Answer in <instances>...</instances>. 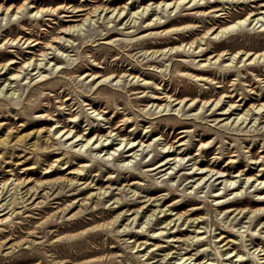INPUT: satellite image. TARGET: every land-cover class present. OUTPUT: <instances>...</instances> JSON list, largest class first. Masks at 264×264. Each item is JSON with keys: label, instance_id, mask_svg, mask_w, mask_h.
<instances>
[{"label": "rangeland", "instance_id": "rangeland-1", "mask_svg": "<svg viewBox=\"0 0 264 264\" xmlns=\"http://www.w3.org/2000/svg\"><path fill=\"white\" fill-rule=\"evenodd\" d=\"M156 1L0 0V186L23 183L16 195L21 204L14 212L0 207V264H173L180 257L190 258L183 264H264V118L224 127L226 121H214L220 117L218 111L208 116L211 111L203 110L198 117L199 112H188V106L178 115L155 109L169 96L207 100L222 95L218 106H224L230 95L235 105L249 107L255 99L264 103L261 61L242 66L238 54L231 64L225 57L201 73L181 64L198 69L196 63L204 64L212 53L261 52L264 26L253 22L219 40L207 33L200 43L202 57L173 51L167 59L168 54L151 53L195 41L213 26L257 11L264 0H203L206 4L200 8L189 10V4L176 16L164 14L160 19L164 25L152 29L145 27L155 17L152 12L125 30L116 19L107 23L108 11L100 12L107 6H124L131 14ZM22 4L23 11L15 15V9L6 11ZM60 5L63 10L49 11ZM68 5L86 8L80 20L97 8L94 22L74 34H60L81 23L62 15ZM213 7H224L225 14L219 18L188 14ZM41 8L49 9L34 15ZM183 25L198 27L164 35L166 29ZM151 33L161 34L145 37ZM61 36L65 41L52 43ZM33 41L40 44L32 46ZM42 52L49 62L41 70L43 78L34 72L18 73L6 90L5 79L26 68L28 61L32 65L34 59H42ZM98 72L103 77L94 83L86 77ZM128 73L136 78L130 80ZM194 74L208 80L195 81ZM114 77H120L117 83ZM65 125L70 136L79 130L90 132V138L117 127L108 143L118 131L134 145L142 137L144 143L135 149L134 159L123 155L111 161L105 150L98 153L92 147L85 153L87 146L78 150L79 145L70 148L72 141L55 140L54 129ZM181 130L187 133L179 134ZM19 138L21 143H16ZM178 140L184 145L178 146ZM176 155L183 159L178 161L183 170L174 159L167 172L149 171ZM82 166L83 172H78ZM217 171L227 176L215 180L220 177ZM223 180H234L235 190L215 196L223 193ZM3 193L0 206L9 203ZM20 198L28 200L23 203Z\"/></svg>", "mask_w": 264, "mask_h": 264}, {"label": "bare ground", "instance_id": "bare-ground-1", "mask_svg": "<svg viewBox=\"0 0 264 264\" xmlns=\"http://www.w3.org/2000/svg\"><path fill=\"white\" fill-rule=\"evenodd\" d=\"M202 1L203 0H171V1L170 0H158L156 2H149L147 5H144L143 7L136 9L131 14L130 13L127 14L125 12V7L124 6L121 7V8H111V9H110V6H107L104 9H102L100 12L108 11V14H110V17L107 18L109 20V21H107V23L114 22L115 19L118 20L119 22H122L121 23V25H123L122 30H125L126 26L130 25L132 22H133V26L130 27V28H133L136 20H138V19L141 20V19L145 18V15L149 16L148 15L149 12H152L151 16H155V17L152 20L150 19L145 24L146 28L152 29L151 27H153V26L160 27L159 25H162V24L164 25L165 21L164 22H160V19L164 17V14H166L167 18H169V16L172 13H174L175 14L174 16H176L177 14H179V12L181 11L182 7H184L186 5H189V4H191L190 7H189L190 8L189 10H193V8H200V7H202V6H204L206 4V2H205L206 0L204 2H202ZM212 1H214V0H212ZM244 1L245 2L246 1L247 2H254L255 0H252V1H249V0H241V1L240 0H219L218 2H234V3H239L240 2V3H242ZM24 5L25 4H22L21 6H19L17 8L15 7V8H12V9H10V7H9L8 9H6V11H8V10H12L13 11L15 9L14 14H13V15H15V14L19 13V11H23ZM30 7L34 8L33 4H31ZM48 9L41 8L39 10H36L34 15H37V14L41 15L42 13L47 12ZM63 9H64V7L60 5V6H57L55 9H49V11H52V13H53V12H56L57 10H63ZM66 9L70 10V11H65ZM66 9L64 10V13L62 14L64 17L70 18L72 20V22H81V23H79L77 25H74L73 27H71L69 29H64V31H60V34H63V35H69L70 32H71V34H74L75 32H78V31L82 30L83 27L87 23L91 24L92 22H94V20H92V18L95 17L96 12L98 11L97 8H94L91 12L88 13L87 16H85L84 19L80 20V18L82 16H84L83 12L86 11V8L84 6H76V7H74L72 5L71 6L68 5ZM256 10L257 11H249L244 17H242L240 19H237V20H235L233 22H230L228 24H225L224 26H216V27L213 26V27H211L203 35H201V37L197 38L195 41L193 40V41H191L189 43H186V44H181V45L173 46V47H170V48H165V49H162L160 51L151 52V53L156 55V57H159V56L164 57V56H166L168 54V58L167 59H169L171 57V55H172L171 52H173V51H175L174 54H176V55L177 54H180L182 56L188 55V57H193L195 55L194 57H202L203 56L202 53L204 52V50L200 49V46H201L200 43L203 40V36L206 35L207 33H210L209 36H212L213 40H219L220 38H222V37L225 38L228 35H232V34L236 33L237 31L246 30V29H243V28L249 27L250 24L253 23V22H255V25H257L259 22L262 23L258 28H260L261 26H264V22H263V20H264L263 19L264 18V2H261ZM124 12H125V16L122 17ZM159 14H161L160 17H158ZM188 14L193 15L194 17H197V18L207 17L209 14H214L213 17L219 18V17H221V15L225 14V8L224 7H222V8L213 7V8H209L207 12H205V11H196L195 13L189 12ZM127 15H129L128 20L124 21V19L126 18ZM251 18H252V20H250ZM197 27L198 26L194 27L193 25L192 26L183 25V26H178V27H170V28L165 30L164 35L165 34H170V33L175 34V33H179L182 30H188V29L195 30ZM260 32H262V29H260ZM160 34L161 33H151L149 35H146L145 37H154V36H157V35H160ZM206 39H209V37H207ZM60 40H64L63 36L52 40V43H55V44L59 45ZM209 40H211V39H209ZM205 41H207V40H205ZM25 42H27L28 44L32 43V42L24 41V43ZM214 43H219V42L215 41ZM38 44H40V42H34L33 41V45L32 46H38ZM205 44H206V42H205ZM48 49H53L52 44L48 45ZM238 54H240L238 56V59H240V62H241V60H243V62H244L242 66H244L246 64V66L253 67V66H255L256 63L258 64L259 61H261V63H264V50L261 51V52H258V53H253V52H250V51L243 52V51L239 50L236 53H234L233 55H231V54H229L228 52H225V51H222V52H220L218 54L212 53L211 57L207 58V60H204V64H201L199 62L196 63V66L197 67L199 66L198 69H190L185 63H182L181 61L180 62L183 65V67L194 71V73H197V72L201 73L204 68H207L209 66H214L215 62L217 60H220L222 62V60H225V57H227L226 60H228L229 64H231L233 62V60H235V56L238 55ZM39 56H41L42 59H38V60L34 59V61H33L34 64H32V65L30 64L31 60L28 61L26 68L20 67V70L17 73L11 75L8 79H5V82H6L5 89L6 90L9 89L10 86H11V83H13V81L17 80L18 73L25 72L24 75H29V72H34V74H36L40 79H42L43 78L42 73L44 71L41 72V70H44V67L49 62L45 63L46 56H47L45 52H42ZM213 59H215L213 61V63H210V60H213ZM206 62H207V65H205ZM9 64L11 65V64H15V63L13 61H11ZM216 65H218V63ZM234 65H235V63L232 66L228 65L227 68H233ZM4 67L5 66H3L2 68H4ZM29 67H31V68L29 69ZM102 73L103 72L89 74V75H86V77L92 78V83H94L95 80L102 79V77H103ZM130 76H131V73H128L126 75V77H128V78ZM123 77H124V75H123ZM119 78L120 77H118V78L114 77L113 80L117 79L116 80V83H117L119 81L118 80ZM135 78H136V76L133 75V76H131L130 80H134ZM193 78H196L195 81H202V82H206L208 80V78H206V77H204L202 75H195V74L193 75ZM106 81L107 80L105 78L103 80V82L105 83ZM232 92L233 91H231L229 93L232 94ZM214 97H215V95H214ZM171 98H172V100H170ZM221 98H222V95L219 98H216V99L215 98L214 99L213 98H209L207 100H204L202 97H199V98L197 97V98H194V99H190L188 97H183L181 99H175L172 96H169V100L170 101L169 100H167V101L165 100L166 102L164 104H162V105L156 104L155 105V109H159V110L161 109V111H159V112L174 111V113L176 112V115H178L180 112L183 113V110H182L183 107L188 106V112H191V111L199 112L198 113V117L202 116L203 112L205 113L207 111L208 112L211 111V113H209L208 116H215L214 114L216 113V111H218L217 114L220 117L219 118H215L214 121L216 119L217 120L219 119L218 122L226 121V123H224V125H223L224 127H226L229 124V122H230L229 126H231V125L236 126L237 125V127H238V126L244 124L247 120H248V123L246 125L250 124L251 122L254 123L255 121H257V120H259L261 118H264V103L258 104V102H259L258 99H255L254 102L249 105V107H246V104L235 105L234 102H233V97L230 95V96L227 97L229 100H228V102L226 104H224V106H223V104L218 106V104L221 101ZM153 100L161 101L159 98H153ZM240 101H241V99L238 102H240ZM172 103H174V104L172 105ZM227 104H229V105L227 106ZM225 105L227 106L226 108H225ZM152 106H153V104H151L150 108H152ZM240 106H242V107L240 108ZM244 107H246V109L244 110L243 113L240 114V112L244 109ZM94 112L95 111H93V113ZM96 115H98V113ZM232 115L235 116V118L231 119ZM180 116H183V115L181 114ZM223 116H225V118L224 119H220ZM71 118H73V117H71ZM71 122L72 121H69V123H71ZM57 124H58V122L55 123V125H57ZM66 127L67 126L65 125L64 127H58L60 129H54L53 136H56L55 140L59 141L61 138H64L65 142L72 141V144L70 145V148H73V147H76L77 145H79L80 149H78V150H81L82 148H85L87 146L85 151H84L85 153H86V151L88 149H92V147H93L92 151L95 150V151H98V153H101V152H103L105 150L104 156L107 155L108 158L111 157V161H117L123 155H126V156H124L126 159H128V158L134 159L136 157V152L138 151V150H135V149L138 146H142L143 143H144V141L142 140V138H143L142 137V138L139 139L138 143L136 145H134L135 141L128 139V136H126L124 138H120L121 135H120V133H118L119 131L116 132V134H114L115 138L112 139V141L110 143H108L107 140L110 138L109 137L110 133L112 131H114V130H117L118 129L117 127L112 129L110 132H108L105 135H103V134L100 135V136L99 135H95V136H92L90 138H89L90 132H87V133L83 132V133L79 134V130L78 131L76 130L75 133L72 136H70L71 130L69 128H66ZM182 133H187V131L186 130H181L179 132V134H182ZM94 138H95V140L91 143V141ZM181 138H183V137H179L178 139L181 140ZM15 139H17V138H15ZM101 140H102V143H101ZM179 140L177 141L178 143H179ZM115 141H118V142L117 143H113ZM16 143H21V138H19L16 141ZM62 144H65V143L62 142ZM73 144H76V145H73ZM89 144H90V146H89ZM123 144H124V146H123ZM182 145H184V144L182 142H180L178 146H182ZM113 146H115L117 148H113ZM146 146L148 147V145H146ZM146 146H144V147H146ZM170 147H171V145H170ZM78 152H80V151H78ZM177 156L178 155H176L175 158H173V159H170L169 158L170 156L165 157V159L163 161L159 162L155 167H152L149 171L160 173V172H164V171L168 170L170 168V165L174 164V163H170L171 160L175 159V161H174L175 163H178L179 160H183V159H177L176 158ZM127 163H128V161H127ZM126 166H128V165H126ZM178 166L180 167L179 169H181V170L184 169V165L179 164ZM83 167H85V166H82L81 170H79L78 172H83ZM209 172H213V170H211ZM199 174H201V173H199ZM215 174L220 175V177H217L215 180H218L219 178L227 176V175H223V172H219V171L215 172ZM235 177L236 176L232 177V179L233 178L235 179ZM11 183H9L8 185L3 184V185L0 186V195L4 191L3 194L4 195L8 194V198H9L8 199L9 203H7V204L5 203V204H2L0 206L1 208L3 207L1 209V211L7 210V212H10V214H12L14 212V210L17 208V206L19 204H21V202H18V200L16 198L18 196H16V195H17V191H19L18 188L23 184V183L21 184V183H16V182H15V184H11ZM220 184H221V182L219 183V185ZM222 184H223V187H224L223 188V193H218L215 196L223 195V194H225L228 191H233L234 192V190H235L234 180H229V181L228 180H223ZM226 184H229V185L227 186ZM8 187H11V188L8 189ZM200 188H202V187H200ZM200 188H198V189H200ZM22 198H24V196ZM22 198H20V199H22ZM27 200H28L27 198H25L24 200L22 199L23 203L26 202ZM255 203L257 204L258 202H255ZM222 205L223 204H221L220 206H222ZM235 210L236 209H233V210L229 209V211H227V212L235 211ZM181 216H178L177 220L180 219ZM227 255H229V254H227ZM189 259L190 258L183 259V257H180V258L176 259L173 264H183V262H185L186 260L189 261ZM187 264H190V263L188 262Z\"/></svg>", "mask_w": 264, "mask_h": 264}]
</instances>
